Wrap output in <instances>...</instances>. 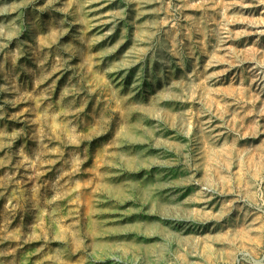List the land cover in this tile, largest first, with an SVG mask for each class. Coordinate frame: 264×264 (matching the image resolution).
I'll return each instance as SVG.
<instances>
[{
    "label": "rangeland",
    "instance_id": "rangeland-1",
    "mask_svg": "<svg viewBox=\"0 0 264 264\" xmlns=\"http://www.w3.org/2000/svg\"><path fill=\"white\" fill-rule=\"evenodd\" d=\"M0 264H264V0H0Z\"/></svg>",
    "mask_w": 264,
    "mask_h": 264
}]
</instances>
